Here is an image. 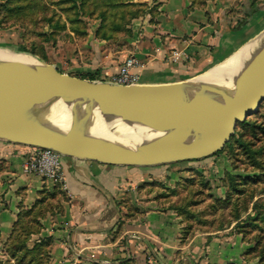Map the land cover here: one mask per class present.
I'll return each instance as SVG.
<instances>
[{"label":"crops","instance_id":"0c3cea01","mask_svg":"<svg viewBox=\"0 0 264 264\" xmlns=\"http://www.w3.org/2000/svg\"><path fill=\"white\" fill-rule=\"evenodd\" d=\"M133 1L147 7L127 25L129 46L114 50L106 44H112V38L95 34L52 63L73 75L95 74L107 81L119 63L134 54L140 62L134 67L137 83L166 84L213 70L244 45L261 42V49L264 44V0ZM33 147L0 138V259L8 257L6 245L18 219L36 209L46 190L63 195L58 206L39 217L41 228L29 243L52 237L50 264L242 262L246 244L231 226L191 232L177 210L139 198L136 185L165 172L164 166L116 165L63 155V179L55 182L25 170Z\"/></svg>","mask_w":264,"mask_h":264},{"label":"water","instance_id":"95a60500","mask_svg":"<svg viewBox=\"0 0 264 264\" xmlns=\"http://www.w3.org/2000/svg\"><path fill=\"white\" fill-rule=\"evenodd\" d=\"M36 58L40 63L35 65L12 61L0 67V138L75 158L152 166L207 157L222 150L238 123L256 113L264 102V47L236 78L234 89L217 95L201 92L189 99H181L174 90L179 82L119 84L89 79ZM48 99L93 100L109 114L132 122L145 115L175 124L173 138L154 148L131 147L87 135L56 133L16 113L21 107Z\"/></svg>","mask_w":264,"mask_h":264},{"label":"rangeland","instance_id":"374dc122","mask_svg":"<svg viewBox=\"0 0 264 264\" xmlns=\"http://www.w3.org/2000/svg\"><path fill=\"white\" fill-rule=\"evenodd\" d=\"M70 4L71 0H0V47L16 51L22 45L34 51L35 57L46 54L45 62L58 60L76 44L93 38L99 25L98 18L83 14L82 22L76 23L80 31H72ZM62 22L64 29H54ZM112 39L107 47L129 46L125 34L117 33ZM257 45L254 52L262 43ZM251 124L238 125L220 153L159 164L165 172L136 185L139 198L183 213L191 232L231 226L246 244L239 264H259L258 252L264 249V220L257 214L264 211V108ZM252 247L253 253L246 254Z\"/></svg>","mask_w":264,"mask_h":264},{"label":"bare ground","instance_id":"6f19581e","mask_svg":"<svg viewBox=\"0 0 264 264\" xmlns=\"http://www.w3.org/2000/svg\"><path fill=\"white\" fill-rule=\"evenodd\" d=\"M255 45L244 46L237 54L213 70L210 69L199 76L180 81L175 85L174 90L181 99H189L201 92L206 95H217L216 93L231 91L235 87L236 78L250 66L255 56L264 47L262 46L255 53L253 51ZM250 51H253V54L248 58ZM12 61H19L25 65L40 63V60L29 53H18L0 47V67ZM13 66L17 67L16 64ZM16 113L24 120L34 121L56 133H76L143 148H154L157 145L170 143L175 126V124L161 122L145 115H140L132 122L118 115L109 114L93 100L82 99L40 100L32 105L21 107ZM175 134L178 136L179 131Z\"/></svg>","mask_w":264,"mask_h":264},{"label":"trees","instance_id":"16d2710c","mask_svg":"<svg viewBox=\"0 0 264 264\" xmlns=\"http://www.w3.org/2000/svg\"><path fill=\"white\" fill-rule=\"evenodd\" d=\"M70 5L74 11V16L70 18L72 31H80V27L76 23L82 22L81 19L83 14L89 16L93 15L99 19V25L95 30V34L97 37L102 39L113 38L115 34H119L120 32L127 34L129 32L127 25L130 23L131 19L143 14L147 7L146 3L134 2L133 0H71ZM90 5H92V8L89 9ZM65 27L66 23L62 22L61 24L55 25L54 29H64ZM83 33L84 30H82L81 34ZM15 49L16 51H23L34 55L36 54L34 51L22 45L16 46ZM40 58L47 60L46 54ZM80 77L96 79L97 76L95 74H88ZM263 108L264 102L256 113L247 116L243 121H240L238 125H242L244 127L248 125L251 126L252 118L259 115ZM220 152L221 150L214 154ZM42 193V197L35 205L36 209L31 208L30 210H27L24 212V216L18 219L14 227L12 237L6 245V253L8 257L4 260L0 259V264H50L49 259L52 237L35 240L32 244H30L29 241L32 234L38 232L41 228L39 217L43 216L45 211L58 206L63 194L61 193L57 195L56 192H49L46 190ZM134 209L135 208L133 206H129V211L132 214H134ZM181 214L183 215V213ZM257 214H260L261 219L264 220V211H258ZM237 216V219H239L240 215ZM188 230H190L189 224ZM253 250L254 247L248 248L246 250V254L253 253ZM258 255H260L259 264H264V249L263 252H258Z\"/></svg>","mask_w":264,"mask_h":264},{"label":"built area","instance_id":"2783aa9c","mask_svg":"<svg viewBox=\"0 0 264 264\" xmlns=\"http://www.w3.org/2000/svg\"><path fill=\"white\" fill-rule=\"evenodd\" d=\"M139 64L140 62L134 54L127 55L119 63L118 69L108 76L107 81L119 84L137 83L139 74L134 70V67ZM62 156L63 154L51 148L33 147L27 155L25 170L46 176L55 182H60L63 179Z\"/></svg>","mask_w":264,"mask_h":264}]
</instances>
